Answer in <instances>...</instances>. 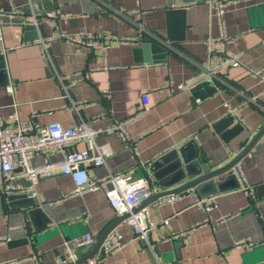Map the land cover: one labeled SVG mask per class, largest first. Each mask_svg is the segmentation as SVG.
Returning <instances> with one entry per match:
<instances>
[{
  "label": "crops",
  "instance_id": "crops-1",
  "mask_svg": "<svg viewBox=\"0 0 264 264\" xmlns=\"http://www.w3.org/2000/svg\"><path fill=\"white\" fill-rule=\"evenodd\" d=\"M0 6L6 12L21 8L14 21L5 19L1 27L0 118L16 108L21 119L40 125L58 122L69 127L82 118L90 126L105 128L144 109L139 118L128 123L127 140L115 134L97 137L98 143L109 144L112 154L102 165L87 164L92 178L130 172L133 177H150L155 192L173 188L180 182L159 184L151 166L161 168L157 171L162 178L178 173L172 165L176 157L182 162L197 158L217 168L230 161L264 124V83L250 71L260 70L264 76V0H241L226 6V50L228 54L240 52L241 65L222 69L199 91L196 81L172 93L171 84L198 78L209 68L206 41L220 36L222 29L206 3L0 0ZM170 8H185L184 38L171 42L166 38V11ZM29 12L38 17L36 40H25L20 23ZM58 31L110 32L114 40L102 55L64 38L50 39ZM121 38L133 40L121 44ZM142 38L168 43L166 58L136 61L133 49L140 46ZM45 39H50L46 49L39 42ZM104 60L110 67L107 70L102 69ZM60 75L70 98L84 101L78 110L64 96ZM9 85L13 92H8ZM225 102L236 110L231 122L219 125L228 117ZM181 141L183 150L176 151ZM74 148L83 149L84 144L79 142ZM62 155L36 153L32 163L57 161ZM239 164L248 188L235 175L227 174L218 185L208 184L201 193L190 189L172 202L159 199L149 204L147 218L154 228L148 242L136 238L124 220L115 228L123 235V246L99 264H264V196L253 192L264 185V136ZM13 175V180L25 187L23 193L16 194H30L38 202L34 224L28 219L31 230L33 225L42 227L43 219L49 222L38 232L42 238L35 248L28 243L12 246V236L20 233L21 222L12 216L1 193L0 236L11 240L0 242V264L18 260H23L22 264H69L63 262L67 243L87 232L97 239L118 216L106 191L100 188L72 194L75 183L60 170L34 185L20 169ZM209 196L215 198L211 210L195 205L197 198ZM166 219L169 222L163 224ZM180 232L184 233L173 236ZM240 239L251 240L253 247H236ZM92 247L82 250L80 257Z\"/></svg>",
  "mask_w": 264,
  "mask_h": 264
},
{
  "label": "built area",
  "instance_id": "built-area-1",
  "mask_svg": "<svg viewBox=\"0 0 264 264\" xmlns=\"http://www.w3.org/2000/svg\"><path fill=\"white\" fill-rule=\"evenodd\" d=\"M195 3H206L212 14L219 22L222 33L218 37H211L206 41L207 52L209 56V68L199 74L198 78H189L186 82L171 84L169 91L172 93L177 90H183L196 83L208 78L215 77L216 73L228 67H238L241 65L240 52L228 54L226 50L229 38L224 33V14L226 6L237 4L241 0H193ZM21 12V8L17 7L13 11L6 12L0 6V39H2L1 27L5 19L14 21L15 14ZM20 23L38 24V17L29 12L25 14ZM64 38L75 43L77 46L88 47L92 52L102 55L106 54L107 49L114 40V35L110 32H101L97 34H89L87 32H78L74 34L65 32H55L50 39ZM50 39L39 41L46 49ZM132 38H121L118 41L121 44H127ZM264 44V41H263ZM109 65L104 60L102 69H109ZM251 73L264 83V76L260 70H250ZM63 94L69 99L70 106L74 110H78L83 104L82 100H74L70 98L63 78L59 76ZM8 92H13V86L7 87ZM227 108V115L232 116L236 108L228 103H224ZM144 109L136 112L124 121H115L105 128L90 126L82 118H78L72 126H63L58 122L47 125H40L33 120H23L15 108L14 111L6 118H0V181L3 190L7 194L23 193L25 187L16 183L14 172L20 169L24 177L34 185L39 179L47 178L56 170L72 177L75 188L72 194H81L87 191H93L102 188L109 199L116 213H130L126 218L134 236L148 242L150 232L154 226L147 218L148 206L133 212V208L139 203L146 200L155 192L153 180L148 176L133 177L130 172H110L102 178H92L88 173L87 164L102 165L106 162V158L112 154L109 144H100L97 137L101 134H115L123 140H127L126 128L128 123H132L139 118ZM82 142L83 149L74 148V146ZM184 141L178 142L177 148H180ZM54 152L63 153V158L57 161L45 163L42 165H34L32 158L36 153L50 154ZM232 173L237 179L243 183L242 168L240 164L232 168ZM245 188H248L245 185ZM31 194L34 196L36 192L33 190ZM178 198V195L163 198L165 202H172ZM195 205L209 211L215 206V198L209 196L206 198H197ZM168 219L163 220V224H167ZM184 232L173 235L177 237ZM11 238L0 236V242H8ZM95 236L87 232L82 236L75 238L71 243H67L66 256L64 263L75 262L80 257V252L86 248L93 246ZM124 244L123 235L116 229H113L106 237L97 257L87 261L85 264H99L102 258L109 253L120 249ZM253 242L249 239H240L235 242L236 247L251 248ZM23 260H18L14 264H22ZM11 264V263H9Z\"/></svg>",
  "mask_w": 264,
  "mask_h": 264
},
{
  "label": "water",
  "instance_id": "water-1",
  "mask_svg": "<svg viewBox=\"0 0 264 264\" xmlns=\"http://www.w3.org/2000/svg\"><path fill=\"white\" fill-rule=\"evenodd\" d=\"M167 17V40H181L184 38V28H185V8H170L166 11ZM25 40H36L39 39V33L37 26L35 24H25L24 25ZM140 46L133 49V54H136V61H163L166 58V54L169 50V44L160 41H149L142 38L139 40ZM142 57V58H141ZM212 79L208 78L200 81L196 84V90L199 91L211 84ZM201 94V91L198 92ZM232 121V117L228 116L219 122V125ZM264 136V124L256 132L251 135V138L247 141V144L233 157L222 166L212 169L208 164L200 163L197 158L193 161L183 162L180 158L176 157L173 159L175 161L173 169L178 170V173L174 174L172 178H162L159 173V166H151V171L159 184L168 186L174 183L180 182L177 186L169 188L160 192H154L146 200L139 203L133 208V212L139 211L140 209L148 206L149 204L173 195H179L190 189L201 193L200 191L208 184L218 185L220 180L224 175H230L232 173V168L239 164V162L254 148L257 142ZM194 141V140H193ZM183 144L180 148H177L182 152ZM157 164V163H156ZM162 167V166H161ZM161 172V171H160ZM234 175V174H233ZM187 177V178H186ZM216 179H219L217 181ZM257 192L258 196H264V185L258 186L253 192ZM2 198L6 206H8L12 211V216L18 218L21 222L20 233L16 236H12L13 244L12 246H18L21 244H31L35 246L39 244L42 236H39L38 232L47 226L49 220L43 219V226L37 227L33 225V230L28 225V219L31 222H35V215L37 214L36 205L38 202L31 197L30 194H7L5 190H2ZM212 194V193H210ZM130 216L129 212L119 214L100 234V236L93 243L91 250L77 259L75 262L69 264H85L87 261L98 256L102 245L108 234L116 228L122 221L126 220ZM44 237V236H43Z\"/></svg>",
  "mask_w": 264,
  "mask_h": 264
}]
</instances>
